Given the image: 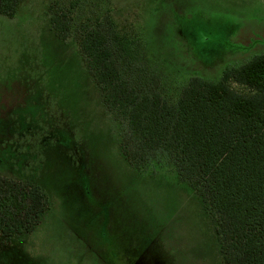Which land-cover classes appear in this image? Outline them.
I'll list each match as a JSON object with an SVG mask.
<instances>
[{
	"label": "rangeland",
	"instance_id": "374dc122",
	"mask_svg": "<svg viewBox=\"0 0 264 264\" xmlns=\"http://www.w3.org/2000/svg\"><path fill=\"white\" fill-rule=\"evenodd\" d=\"M67 16L59 38L51 13ZM108 15L136 39L175 102L191 76L220 77L264 53V0H21L0 14V175L28 180L50 209L4 241L0 264H223L209 218L162 156L123 159L128 126L103 103L79 48Z\"/></svg>",
	"mask_w": 264,
	"mask_h": 264
},
{
	"label": "trees",
	"instance_id": "16d2710c",
	"mask_svg": "<svg viewBox=\"0 0 264 264\" xmlns=\"http://www.w3.org/2000/svg\"><path fill=\"white\" fill-rule=\"evenodd\" d=\"M20 3L0 0V14L13 17ZM49 20L66 39V14ZM78 42L103 103L127 122L123 159L142 170L164 157L211 221L222 263L264 264V53L225 67L215 80L191 76L170 102L140 42L110 16L81 26ZM49 209L41 186L0 175L2 240L32 233Z\"/></svg>",
	"mask_w": 264,
	"mask_h": 264
}]
</instances>
